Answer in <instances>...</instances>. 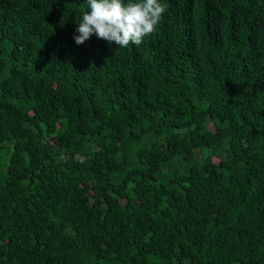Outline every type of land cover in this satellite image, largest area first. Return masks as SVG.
<instances>
[{"label": "trees", "instance_id": "obj_1", "mask_svg": "<svg viewBox=\"0 0 264 264\" xmlns=\"http://www.w3.org/2000/svg\"><path fill=\"white\" fill-rule=\"evenodd\" d=\"M160 2L0 0V264H264V0Z\"/></svg>", "mask_w": 264, "mask_h": 264}, {"label": "clouds", "instance_id": "obj_2", "mask_svg": "<svg viewBox=\"0 0 264 264\" xmlns=\"http://www.w3.org/2000/svg\"><path fill=\"white\" fill-rule=\"evenodd\" d=\"M88 10L83 12L73 40L77 46L85 44L93 36L116 48L141 45L153 34L167 6L160 0H85Z\"/></svg>", "mask_w": 264, "mask_h": 264}]
</instances>
